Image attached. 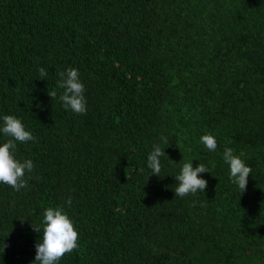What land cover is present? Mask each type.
Returning <instances> with one entry per match:
<instances>
[{
  "label": "trees",
  "instance_id": "obj_1",
  "mask_svg": "<svg viewBox=\"0 0 264 264\" xmlns=\"http://www.w3.org/2000/svg\"><path fill=\"white\" fill-rule=\"evenodd\" d=\"M69 67L87 114L58 99ZM5 114L36 140L17 147L35 163L28 187L0 184V264H31L55 206L79 229L60 264H264V0H0ZM226 147L252 167L244 193ZM190 161L208 188L175 197Z\"/></svg>",
  "mask_w": 264,
  "mask_h": 264
},
{
  "label": "clouds",
  "instance_id": "obj_2",
  "mask_svg": "<svg viewBox=\"0 0 264 264\" xmlns=\"http://www.w3.org/2000/svg\"><path fill=\"white\" fill-rule=\"evenodd\" d=\"M41 80L46 79L48 72L44 67L38 69ZM57 86L62 91L58 99L65 110L75 114H87L88 100L86 86L81 79L78 68L69 67L59 73ZM55 99L56 92H49ZM0 135L9 137L6 141L0 142V184H6L17 192L28 187L27 174L34 171L35 163L31 158H18V143L27 144L34 142L36 137L26 127L22 118L14 114L0 116ZM162 143L166 144L167 139L162 137ZM200 142L209 150L217 149V140L211 134H204ZM160 144L153 146V151L147 157V167L152 175L160 176L162 170L161 157L167 153ZM224 162L229 166V178L242 193L247 191L248 178L252 175V167L242 159L230 147H226L222 154ZM211 172L209 168L199 163L194 166L193 161L183 163L180 173L175 176L178 182L174 189L175 197H185L197 193H205L208 188V180L202 175ZM151 175V176H152ZM150 178V177H149ZM71 204V199L68 201ZM43 228L35 226L37 232L42 236L36 243V256L31 264H60L66 253H71L79 247V229L74 219L61 206L48 207L43 212ZM6 246V245H5Z\"/></svg>",
  "mask_w": 264,
  "mask_h": 264
}]
</instances>
